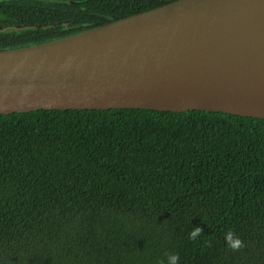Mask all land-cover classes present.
I'll return each mask as SVG.
<instances>
[{"label": "trees", "instance_id": "1", "mask_svg": "<svg viewBox=\"0 0 264 264\" xmlns=\"http://www.w3.org/2000/svg\"><path fill=\"white\" fill-rule=\"evenodd\" d=\"M70 1L0 0V26L85 12L69 29L0 30V49L173 0H121L126 8L99 13L95 0ZM228 231L243 247H227ZM172 253L177 264H264V118L133 108L0 114V264H167Z\"/></svg>", "mask_w": 264, "mask_h": 264}, {"label": "water", "instance_id": "2", "mask_svg": "<svg viewBox=\"0 0 264 264\" xmlns=\"http://www.w3.org/2000/svg\"><path fill=\"white\" fill-rule=\"evenodd\" d=\"M110 108L264 118V0H174L0 49V114Z\"/></svg>", "mask_w": 264, "mask_h": 264}, {"label": "flooded vegetation", "instance_id": "3", "mask_svg": "<svg viewBox=\"0 0 264 264\" xmlns=\"http://www.w3.org/2000/svg\"><path fill=\"white\" fill-rule=\"evenodd\" d=\"M96 1V3H94L93 5H92V8H95V9H92L91 10V13H96V12H98L99 13V11L101 12V11H105L106 9H105V7L107 6V5H109V4H113L114 6H118V7H124V8H126V5H125V3L124 2H122L121 0H111V3H109L107 0H95ZM152 1H155V2H161L162 0H152ZM174 1V0H173ZM169 2H171V1H169ZM166 3H168V2H166ZM166 3H163V4H166ZM163 4H161V5H163ZM160 6V5H159ZM157 7V6H156ZM152 8H154V7H152ZM149 9H151V8H149ZM81 10H89L87 7H85V6H81ZM69 11H72V13L73 12H75V10L74 9H71V10H69ZM68 11V12H69ZM79 13H82V14H85V12H80V11H77L75 14H72V16H70V17H64V18H62L61 20H59V21H56L57 23H59V25H63V26H65L67 29H69V28H71V27H75V25L77 26V25H79L76 21L78 20V18H79V16H78V14ZM63 14H67L66 13V11L64 12V11H62V13H61V15H63ZM80 24H87L86 22H81Z\"/></svg>", "mask_w": 264, "mask_h": 264}, {"label": "clouds", "instance_id": "4", "mask_svg": "<svg viewBox=\"0 0 264 264\" xmlns=\"http://www.w3.org/2000/svg\"><path fill=\"white\" fill-rule=\"evenodd\" d=\"M201 233V228L199 226L193 228L189 233L190 239H196V237ZM225 242L228 248L232 249L233 251L238 250L239 248L243 247L242 240L234 235L232 231H228L225 233ZM179 257L177 254L172 253L167 256V264H177Z\"/></svg>", "mask_w": 264, "mask_h": 264}]
</instances>
